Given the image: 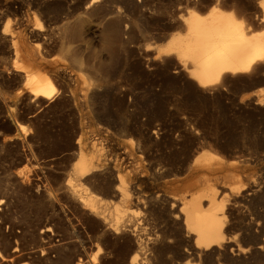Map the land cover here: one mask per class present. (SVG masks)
Returning <instances> with one entry per match:
<instances>
[{
    "label": "rangeland",
    "instance_id": "1",
    "mask_svg": "<svg viewBox=\"0 0 264 264\" xmlns=\"http://www.w3.org/2000/svg\"><path fill=\"white\" fill-rule=\"evenodd\" d=\"M260 1L220 3L261 16ZM216 2L0 0V264H264V61L201 87L159 54ZM32 68L50 98L31 92ZM205 151L223 164L191 174ZM84 157L99 166L82 175ZM210 186L232 240L199 248L171 200Z\"/></svg>",
    "mask_w": 264,
    "mask_h": 264
},
{
    "label": "bare ground",
    "instance_id": "2",
    "mask_svg": "<svg viewBox=\"0 0 264 264\" xmlns=\"http://www.w3.org/2000/svg\"><path fill=\"white\" fill-rule=\"evenodd\" d=\"M257 5L261 9V16L257 13L247 16L244 7H240L239 11L228 10L220 0L206 13L190 9L183 22L184 33L171 35L166 45L159 48V54L175 55L188 70L189 76L201 87L216 86L229 73L249 72L257 63L264 61V30L251 31L253 22L258 21L264 26V0ZM65 51H69V47H65ZM25 56L31 59L28 53ZM26 80L35 96L50 98L55 91L49 77L33 68L27 69ZM211 163L223 164L222 156L218 152L205 151L189 171L195 174L199 168H203V176L207 177ZM79 165L82 175L99 166L87 157L81 158ZM145 175L144 167L138 166L134 170L133 180L142 182ZM157 175L159 178H167L174 176L175 172L162 168ZM118 182L116 191L125 200L129 199L128 180L119 176ZM83 198L87 202L86 206L90 205L94 211L97 209L98 201L92 192L87 191ZM171 202L172 208L179 210L178 217L184 215L187 237L197 247L210 248L232 240L228 233L229 210L223 201H219L215 187L198 190L191 199L185 194L181 197L173 196ZM122 217L118 216L117 219ZM115 226L119 229L120 222ZM18 249L16 246L14 251ZM134 257L132 263L136 259Z\"/></svg>",
    "mask_w": 264,
    "mask_h": 264
}]
</instances>
